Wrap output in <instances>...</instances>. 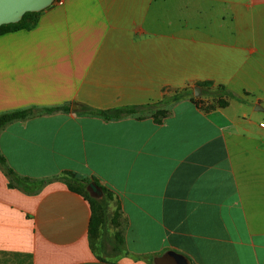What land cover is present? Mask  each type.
Segmentation results:
<instances>
[{
    "label": "crops",
    "instance_id": "0c3cea01",
    "mask_svg": "<svg viewBox=\"0 0 264 264\" xmlns=\"http://www.w3.org/2000/svg\"><path fill=\"white\" fill-rule=\"evenodd\" d=\"M264 0H62L0 34V264H264ZM258 21V22H256ZM212 82L211 114L176 91ZM153 104L143 118L73 111ZM160 105V106H164ZM94 177L124 222L113 259L89 241L88 201L59 177ZM112 246V244H111Z\"/></svg>",
    "mask_w": 264,
    "mask_h": 264
},
{
    "label": "trees",
    "instance_id": "16d2710c",
    "mask_svg": "<svg viewBox=\"0 0 264 264\" xmlns=\"http://www.w3.org/2000/svg\"><path fill=\"white\" fill-rule=\"evenodd\" d=\"M55 1V0H54ZM38 12H26L22 16V18L16 22V23H10L0 26V34L6 32V31H15L19 29H24L31 23H33L36 19ZM197 85L199 86H205V87H211L212 82L210 81H202L199 82ZM216 88L223 89L222 85H217ZM187 95H190V92L185 89H181L176 91L174 94L169 96L168 98L164 99L159 104L155 105H163L168 104L170 102L177 101ZM191 101L195 102V99L190 98ZM227 104L225 100H218L217 106L223 107ZM153 104H145V105H131V106H123L118 108H112V109H105V110H99V109H93L88 106L82 105V104H74L73 111L84 114L88 116H96L104 120H112V119H118L122 117H134L137 119H141L146 115L147 109H149L151 106H155ZM160 109V108H159ZM157 110L154 114H150V116L153 118V121L155 123H160L163 118H165L166 111L164 109ZM69 106H54V107H46L43 109H35V108H23L13 111H8L0 114V130L8 123L17 120V119H25L29 118L36 113H53L55 111H68ZM159 115V116H157ZM0 165L3 168L5 174L9 177V186H18L20 188H23L27 191H32L37 189L41 186L43 182L50 181V179L45 180H31L27 177L20 176L16 172H14L6 163L5 158L0 152ZM63 182L66 184V186L77 192L80 193L89 203L90 209H91V218L89 223V236L93 240V238L97 235V229L98 225L101 224V219L98 216L97 209L100 205H104L106 202L113 200V194L112 192L107 189L106 187L102 186L99 181L94 177H83L75 172L72 171H64L59 176ZM95 184L97 187L100 188L102 196L100 199L92 198L89 193H82L80 190L81 188H86L89 183ZM93 237V238H92ZM114 241L111 246V251L118 252L120 250V246L123 243V237H121L118 233L114 234ZM91 247L93 250L94 246L91 241ZM100 258V256H98ZM102 259V258H100Z\"/></svg>",
    "mask_w": 264,
    "mask_h": 264
},
{
    "label": "rangeland",
    "instance_id": "374dc122",
    "mask_svg": "<svg viewBox=\"0 0 264 264\" xmlns=\"http://www.w3.org/2000/svg\"><path fill=\"white\" fill-rule=\"evenodd\" d=\"M260 25L257 27L264 28V13L259 18ZM258 22V21H256ZM195 87L199 88V94L194 95V89L193 88H186L190 92V95H187L183 98H193L195 99L196 106L204 111L207 114H211L214 107L217 105L218 100H221V97L218 96L221 92H223L222 89L216 88L214 90H211V87H205V86H199L196 85ZM182 99V98H181ZM223 100V99H222ZM171 102L164 105V106H158L157 108L152 109V113L154 114L159 108V110L164 109L166 111V115H168L171 112ZM159 116V115H157ZM82 193H89L87 187L81 188L80 190ZM90 194V193H89ZM91 196V195H90ZM92 198H95L91 196ZM100 199V198H96ZM98 216L101 219V224L98 225L97 229V235L93 240L89 236V241L93 243L94 249L99 254L100 258L102 259H113L114 255L112 254L113 251H111V244L114 241V234L118 233L121 237L123 234L124 229V222L121 217V214L119 212V209L115 202L113 200L106 202L104 205H100L97 209Z\"/></svg>",
    "mask_w": 264,
    "mask_h": 264
},
{
    "label": "water",
    "instance_id": "95a60500",
    "mask_svg": "<svg viewBox=\"0 0 264 264\" xmlns=\"http://www.w3.org/2000/svg\"><path fill=\"white\" fill-rule=\"evenodd\" d=\"M54 0H0V26L18 22L26 12H39L52 4ZM199 88L194 87V95ZM91 196L100 198L101 190L92 182L87 185ZM177 264H187L180 256H174Z\"/></svg>",
    "mask_w": 264,
    "mask_h": 264
},
{
    "label": "built area",
    "instance_id": "2783aa9c",
    "mask_svg": "<svg viewBox=\"0 0 264 264\" xmlns=\"http://www.w3.org/2000/svg\"><path fill=\"white\" fill-rule=\"evenodd\" d=\"M55 1H57L58 3H62V0H55ZM260 126H261L262 128H264V122H261V123H260Z\"/></svg>",
    "mask_w": 264,
    "mask_h": 264
}]
</instances>
